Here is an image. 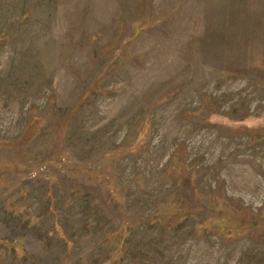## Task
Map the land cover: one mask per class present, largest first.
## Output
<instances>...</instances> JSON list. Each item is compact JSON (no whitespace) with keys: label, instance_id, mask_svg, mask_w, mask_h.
I'll list each match as a JSON object with an SVG mask.
<instances>
[{"label":"rangeland","instance_id":"rangeland-1","mask_svg":"<svg viewBox=\"0 0 264 264\" xmlns=\"http://www.w3.org/2000/svg\"><path fill=\"white\" fill-rule=\"evenodd\" d=\"M0 264H264V0H0Z\"/></svg>","mask_w":264,"mask_h":264}]
</instances>
